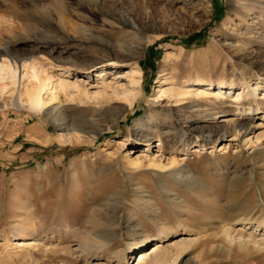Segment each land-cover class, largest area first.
I'll use <instances>...</instances> for the list:
<instances>
[{
    "label": "rangeland",
    "instance_id": "obj_1",
    "mask_svg": "<svg viewBox=\"0 0 264 264\" xmlns=\"http://www.w3.org/2000/svg\"><path fill=\"white\" fill-rule=\"evenodd\" d=\"M2 63L85 95L40 111L0 82V264H139L162 232L193 241L175 264L205 238L211 264H264V0H0ZM161 78L251 95L203 113ZM243 225L255 241L225 243Z\"/></svg>",
    "mask_w": 264,
    "mask_h": 264
},
{
    "label": "bare ground",
    "instance_id": "obj_2",
    "mask_svg": "<svg viewBox=\"0 0 264 264\" xmlns=\"http://www.w3.org/2000/svg\"><path fill=\"white\" fill-rule=\"evenodd\" d=\"M111 64H117L116 61H108ZM36 64L30 63L29 65H23L22 66V71L19 73L17 72V69L13 67L10 64H0V82H5V80L9 81V84L13 85L14 87L17 88L13 90V93L15 92V95L17 97V100L19 103L26 104L29 107L33 109H37L40 111H45L47 109H52L51 103L55 100V94L58 92L65 93L69 89H72L74 92L77 93V95H85V92L82 91L80 88L79 84L76 83H70L67 80L63 78H58L55 80V83H51V78L46 76V73L44 71H40V69L36 68ZM114 66V65H113ZM131 77L132 81L131 84H134L133 86H138L139 85V80H140V72L139 69L135 68L131 72ZM6 83V82H5ZM168 82L166 79L161 78L159 79V85L157 87L156 92L159 94L157 97H179L181 98L182 96H187V106L191 108H198V111H201L203 113L205 112H212L213 114H217L222 111L214 110L210 108V110H203V107H211L215 104H217V101L222 102V106L224 105L225 107H228L232 104H235V102L239 101L240 99L247 100L251 94L246 93L243 95V93H235L231 91H225L223 87L217 86L214 89H211L205 86H197L193 85L191 88L184 90L182 88H176L173 85L168 86ZM248 85V84H247ZM11 87V86H10ZM1 90L7 88V84H2L0 86ZM213 88V87H212ZM245 89V88H244ZM125 94V97L129 100L130 103H132L133 98L137 97V92L135 89L132 91H127L126 89L122 92ZM194 96L196 100L194 99H188V95ZM254 95L256 93L254 92ZM257 96V95H256ZM182 97V99H184ZM185 98V99H186ZM223 98H229L226 102L225 100L223 101ZM159 99V98H158ZM184 99V101H185ZM181 101V100H180ZM183 101V102H184ZM182 102V101H181ZM219 104V105H221ZM228 104V105H227ZM216 106V105H215ZM223 106V107H224ZM216 109L218 107H215ZM222 108V107H220ZM193 109V110H194ZM201 109V110H200ZM237 110V109H236ZM232 120V119H231ZM230 121V120H229ZM58 127V126H57ZM237 132V131H235ZM69 135V133H67ZM134 165L137 164V161H132ZM247 224V223H246ZM262 225H257L255 226L254 230H250L248 232V229H245V225L239 226L237 230H233L232 226H225L223 230V236H224V241L228 245H232L234 241L237 243L238 246L240 247H246L250 242H254L256 239V233L259 229V227ZM251 229V227L249 228ZM261 229L259 230V232ZM248 232V233H246ZM170 233V232H169ZM163 237H167L165 232L161 233ZM258 235V234H257ZM169 236V234H168ZM262 240L261 244L264 243V235H260ZM162 237V238H163ZM96 238V237H95ZM162 238L152 245L150 248H148L144 252H139L136 257H138V262L139 264H151L153 262L157 264H175L177 260L185 254L192 246L193 241L187 240V239H181L179 241L174 242L173 244L167 245V240H162ZM167 239V238H166ZM169 242V241H168ZM16 245L18 246H27L31 247L36 245L35 241H29V242H15ZM211 243V240L209 239H202V240H197L196 246H200L205 249V251L202 253V256L195 257V260L193 261L192 264H211V256L209 254V249H212L211 245L208 246ZM213 243V242H212ZM257 243V242H256ZM95 244V243H94ZM142 245V243H138L135 245L133 248L129 247V251L133 252L137 250L138 245ZM106 245V244H105ZM104 245V246H105ZM208 246V247H207ZM93 247H97V245H94ZM99 247V246H98ZM110 247V245H109ZM109 247H99L102 251H107L109 255H114L117 257L118 262L123 260V255L122 253H114L112 250L109 249ZM140 247V246H139ZM143 247V245L141 246ZM103 248V249H102ZM69 251V249H67ZM228 250V249H227ZM84 252H87L88 249H84ZM82 251V252H83ZM110 251V252H109ZM213 252V251H212ZM225 252V250H224ZM135 253V252H134ZM117 254V255H115ZM212 254V253H211ZM133 255V254H132ZM111 258V257H110ZM113 258V257H112ZM136 259V258H135ZM191 264V263H190Z\"/></svg>",
    "mask_w": 264,
    "mask_h": 264
}]
</instances>
